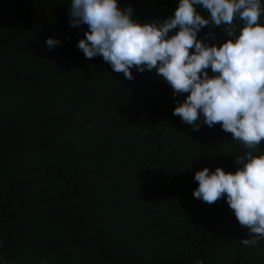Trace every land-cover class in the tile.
I'll return each instance as SVG.
<instances>
[{
	"label": "trees",
	"instance_id": "16d2710c",
	"mask_svg": "<svg viewBox=\"0 0 264 264\" xmlns=\"http://www.w3.org/2000/svg\"><path fill=\"white\" fill-rule=\"evenodd\" d=\"M70 3L0 0V264H264V239L241 243L250 230L226 196L194 197L197 171L234 173L264 142L247 149L202 114L196 131L173 115L189 93L175 96L155 70L128 80L86 58L88 26H71ZM178 3L119 0L138 23L162 22ZM234 25L238 36L244 22ZM197 39L227 37L205 26Z\"/></svg>",
	"mask_w": 264,
	"mask_h": 264
},
{
	"label": "clouds",
	"instance_id": "9594fccd",
	"mask_svg": "<svg viewBox=\"0 0 264 264\" xmlns=\"http://www.w3.org/2000/svg\"><path fill=\"white\" fill-rule=\"evenodd\" d=\"M206 10V18L201 11ZM133 9H122L119 0H71L70 24L87 25L78 49L86 58L102 56L116 73L132 80V69L155 70L174 90L175 96L189 93L173 115L186 124H203L231 133L233 141L247 149L264 142V14L261 0H179L174 15L166 20L138 23ZM244 22L236 36L234 20ZM223 26L227 37L222 45H207L197 39L205 26ZM208 36L215 38L209 32ZM229 37H235L234 39ZM59 40L48 38L52 49ZM194 49V51H191ZM209 69L214 75H209ZM234 173L217 167L197 171L199 186L194 197L214 204L226 196L241 227L250 230L245 246L264 239V154L252 151L236 158ZM46 264V262H45Z\"/></svg>",
	"mask_w": 264,
	"mask_h": 264
}]
</instances>
